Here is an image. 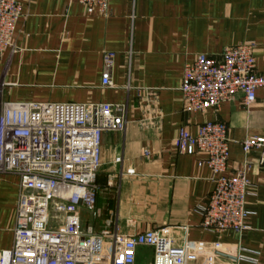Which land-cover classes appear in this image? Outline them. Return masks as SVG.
Instances as JSON below:
<instances>
[{
  "label": "crops",
  "instance_id": "obj_1",
  "mask_svg": "<svg viewBox=\"0 0 264 264\" xmlns=\"http://www.w3.org/2000/svg\"><path fill=\"white\" fill-rule=\"evenodd\" d=\"M21 15L13 45L0 56V110L6 102L124 103L123 131H103L95 176L96 216L80 209L95 231L116 225L122 234L166 226L187 264H234L239 247L264 264V186L259 152L241 141L264 135V88L246 107L242 96L217 109L190 113L180 92L185 62L203 53L254 44L255 71L264 75V0H108L106 14L89 13L77 0H18ZM112 54V87L102 85L103 55ZM227 125L226 174L245 168L249 226L200 227L198 206L210 193L211 171L199 151L172 145L180 129L194 135L207 121ZM18 178L0 175V251L13 245ZM252 256V255H251ZM137 260L150 264L139 251Z\"/></svg>",
  "mask_w": 264,
  "mask_h": 264
},
{
  "label": "built area",
  "instance_id": "obj_2",
  "mask_svg": "<svg viewBox=\"0 0 264 264\" xmlns=\"http://www.w3.org/2000/svg\"><path fill=\"white\" fill-rule=\"evenodd\" d=\"M89 13L106 14L108 0H77ZM21 15L18 0H0V56L13 45ZM102 85L112 87V54L103 55ZM264 88V75L255 71L254 44L223 49L218 57L203 53L185 62L180 92L184 110L190 113L217 109L242 95L249 107L256 90ZM124 103L6 102L0 110V175L18 178L13 245L0 251V264H187L184 247L174 245L166 226L122 234L117 226L95 231L82 224L80 209L96 216L95 176L100 164L103 131H123L127 123ZM226 123L201 124L192 135L180 129L174 149L204 155L200 164L211 171L213 187L198 206L200 227L210 232L231 230L241 236L249 228L245 208L249 180L245 168L226 174L229 155ZM242 150L259 152L263 172L264 135L241 141ZM252 255V256H251ZM255 252L239 247L225 255L234 264L254 262Z\"/></svg>",
  "mask_w": 264,
  "mask_h": 264
},
{
  "label": "water",
  "instance_id": "obj_3",
  "mask_svg": "<svg viewBox=\"0 0 264 264\" xmlns=\"http://www.w3.org/2000/svg\"><path fill=\"white\" fill-rule=\"evenodd\" d=\"M242 96V95H241Z\"/></svg>",
  "mask_w": 264,
  "mask_h": 264
}]
</instances>
